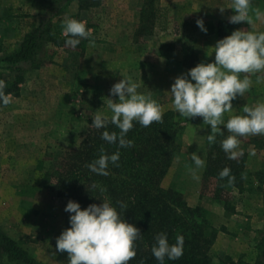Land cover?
I'll return each instance as SVG.
<instances>
[{
  "label": "rangeland",
  "instance_id": "1",
  "mask_svg": "<svg viewBox=\"0 0 264 264\" xmlns=\"http://www.w3.org/2000/svg\"><path fill=\"white\" fill-rule=\"evenodd\" d=\"M99 1V6L79 13L78 2L71 0L68 6L48 16L46 4L0 0L1 55L15 50L25 35L40 24L42 16L59 27L63 36L68 18L80 16L90 28H99L89 38L98 41L97 45L82 49L51 45L42 55L39 67L23 66L19 95L10 96V103L0 106V226L38 264H68V253L56 250V239L70 227V213L65 212L67 203L77 201L57 194L55 175L63 167L67 153L79 146L92 129L95 112L110 114L107 100L118 101V96L110 95V89L123 76L131 77L139 85L138 93L157 100L162 114L173 111L184 127L181 153L163 187L176 188L182 195L185 188L197 193L196 181L192 179L197 168L191 154L196 153L203 161L206 156L207 161L210 126L204 124L202 117L180 116L173 107L170 91L176 77L201 62H214L212 48L223 38L211 34V22L215 25L221 20L229 22L234 12L224 10L231 9V0ZM103 5L108 11L101 10ZM208 9L216 11L210 22L204 12ZM198 19L204 20L207 33L197 27ZM242 23L233 26L238 28ZM118 24L130 25L129 39L135 43L131 47L115 45ZM2 73L9 82L20 74L6 69ZM244 74H240L241 78ZM247 75L251 79L257 73ZM239 98L233 104L234 111L223 114L225 123L233 115H243L246 99L239 101ZM247 99L253 103V95ZM218 127L230 134L223 125ZM240 141V151L250 157L253 153V159L247 162L249 168L252 160L249 170L256 175L264 135H248ZM252 185L224 201L227 218L231 220L225 232L233 238L213 245L210 253L215 263L225 257L251 264L264 260L258 249L264 238V218L253 223L261 231L249 227L258 209L264 213V174L260 179L254 177ZM207 215L219 234L221 224L218 228L213 224L216 214L207 212ZM0 264L21 263L9 261L0 252Z\"/></svg>",
  "mask_w": 264,
  "mask_h": 264
},
{
  "label": "trees",
  "instance_id": "2",
  "mask_svg": "<svg viewBox=\"0 0 264 264\" xmlns=\"http://www.w3.org/2000/svg\"><path fill=\"white\" fill-rule=\"evenodd\" d=\"M28 3L46 4L47 14L51 16L60 8L69 5L71 0H26ZM79 13L89 11L99 6V0H76ZM157 13L156 10H154ZM44 14V13H43ZM75 19L82 20L80 16ZM234 24L221 20L211 34L225 38L238 30ZM86 27L90 28L86 23ZM60 28L53 26L43 18L40 24L25 35L15 50L6 55L0 53V80L6 83L5 92L10 96H18L20 84L24 77L21 75L23 66L39 67L42 55L51 45H65L68 35L60 34ZM88 39H82L76 48H86ZM61 44V45H60ZM75 48V49H76ZM19 71L11 82L4 79L2 71ZM105 129H92L87 133L79 146L67 153L65 163L55 175L57 194L76 200L80 205H99L107 199L113 205L123 202L127 209L122 211L125 219L140 229L142 237L136 241V256L128 264H159L152 254V246L158 233L166 232L169 242H175L177 234L185 239L183 255L177 260L165 259V264H251L244 261L235 262L230 258H221L215 263L211 257V248L216 242L218 232L210 222L207 211L201 207H191L185 201L182 193L176 188L165 189L163 181L180 155L184 127L178 122L173 111L162 114L159 122H153L149 127L134 124L127 134V139L133 140L130 148L119 149L121 155L119 166L109 164L108 175H97L87 167L97 159L101 149L108 155L118 150L117 144H110L101 139ZM109 132L119 131L109 125ZM226 131L216 134L215 143L208 142L207 161L204 170L201 196L216 203H224L235 190L242 191L250 188L252 179L260 177L264 172L255 175L248 168V154L236 159H228L220 146L225 139ZM229 168V178L221 179L219 172ZM93 184L107 189L101 193ZM226 205V203H224ZM118 211H120L118 207ZM264 258V238L258 246ZM0 252L9 261L21 264H38L17 242L7 235L0 226ZM254 264H264L258 259Z\"/></svg>",
  "mask_w": 264,
  "mask_h": 264
},
{
  "label": "clouds",
  "instance_id": "3",
  "mask_svg": "<svg viewBox=\"0 0 264 264\" xmlns=\"http://www.w3.org/2000/svg\"><path fill=\"white\" fill-rule=\"evenodd\" d=\"M250 4L251 0H232L234 14L229 17V22L239 24L248 21ZM256 17L264 19V13L257 10ZM196 25L207 33L203 19H198ZM63 31L69 37L65 46L71 48H76L82 39H89L92 35L86 21L74 18L65 20ZM89 43L94 45L95 41L89 39ZM212 49L214 62H201L176 77L170 94L173 107L180 116L190 119L199 116L204 124L210 126L207 136L210 144L215 143L218 132L222 133L218 126L223 125L230 134L220 142V146L228 159H236L243 154L239 150L241 137L264 135V101H258L253 107L245 106L243 115H233L226 123L222 117L224 113L234 111L232 101L238 96L243 97L252 87L249 75L241 78V73H259L256 83H264V31L235 30L217 41ZM138 87L131 77L123 76L110 89L111 96H118V101L107 100L110 114L98 110L92 117L90 126L105 129L101 139L117 144L118 150L108 155L101 149L100 156L87 165L91 172L106 176L109 164L119 166V149L134 145L133 140L127 139V134L135 123L149 127L162 119V106L151 96L138 93ZM5 88V81L0 80V106L10 103L11 94L6 93ZM109 125L119 131L109 132ZM191 160L197 169L204 166V161L196 153L191 154ZM230 171L229 168L222 169L219 177H228L231 182L234 177L230 176ZM192 179L200 180L195 171ZM93 188H98L101 193L107 191L97 184H93ZM101 201L99 205L90 204L87 208H82L75 201L67 203L65 212L70 213V227L56 239V250L68 253V264H128L136 256V241L141 239L142 234L122 215L127 205L123 202L113 205L107 199ZM154 240L151 251L159 264H165V259L177 260L183 255V235L177 234L175 242L170 243L168 234L161 232Z\"/></svg>",
  "mask_w": 264,
  "mask_h": 264
},
{
  "label": "crops",
  "instance_id": "4",
  "mask_svg": "<svg viewBox=\"0 0 264 264\" xmlns=\"http://www.w3.org/2000/svg\"><path fill=\"white\" fill-rule=\"evenodd\" d=\"M164 1H166V0H164ZM231 4H232V0H231ZM103 8H104V10L108 11L107 8L105 9L104 5H103V7L101 6V10H103ZM227 8H230V6H228ZM257 10L264 13V0H251L249 13H248V21H244L242 23V25H240L237 29L238 30H244V31L252 30V31H256V32L264 31V19H257V17H256ZM232 11H233L232 9H226V8L224 10L225 13H232ZM204 12H207V13H205L207 15V22H210L211 17L215 16L216 11H212L211 9H208ZM224 19H227V18L224 17ZM33 26H35V25H33ZM207 26L210 27L209 25H207ZM211 26H212V28L216 27L215 23H213V22H211ZM126 27H127V29H126ZM96 28H98V26L95 28L92 27L90 29H92V32H93V30L94 29L96 30ZM107 29H105V30L107 31ZM128 29H130V25L118 24L117 30L119 33V37L114 40L115 45H117L118 47H131L133 45V43H134L133 39L132 38L129 39V34L127 31ZM98 30H99V28L97 29V31ZM101 33H104L103 29H101ZM105 33H108V32H105ZM96 35H98V34L96 33ZM126 35L128 37H126ZM214 36H215V34H214ZM94 41H95V44L97 45L98 41H96V40H94ZM87 45L89 47L91 46V44L89 42ZM244 75H247V74H244ZM257 75H259V73H257ZM257 75L253 78L251 77L253 84H252L250 91L246 92L243 97L239 98V101H244L246 99L245 100V106L253 107L256 105V103L258 101H264V83H256ZM248 95L249 96L253 95V103H248V99H247ZM236 100L237 99H235L233 101V104L237 103ZM260 153H261V155H260ZM251 154H252V157H250V155L248 153V159H250V158L253 159V153L251 152ZM258 158L259 159H258V163H256L255 171L256 172H264V161H262V162L260 161V160H264V148H262L261 152H259ZM251 162H252V160H249V168L250 169H252V163ZM205 166H206V156L204 159V166L195 170L196 174L200 177V180L196 181V183H195L197 185L196 186L197 187V193L194 194V192H191L188 190V188H185V189H183V197L189 206L201 207V208H204L207 212H210L212 214H214V213L216 214L213 224L217 228H218L219 224H221V226H222L219 228L220 232H219L217 239H216V242L214 244L216 246L217 244L220 245L224 240L228 241V240H231V238H233V237L229 236L228 233L225 232V230H226L225 228H227L226 226H228V224L231 225V220H229V218H227L228 212L226 211V206L224 203H216V202H212V201L208 202L207 199H205L201 196V188H202V184H203ZM199 189H200V192H199ZM237 191L238 190H235L232 194L235 195V193ZM252 212H254V211H252ZM256 215H257L256 218L254 220L252 219L251 222H249V219H247L249 222V227H251V230L255 229L253 223L257 222L258 220L260 221L261 219L264 218L263 210L258 209V212H256ZM223 225H224V227H223ZM255 230H257V232H259V231H261V227L256 226Z\"/></svg>",
  "mask_w": 264,
  "mask_h": 264
}]
</instances>
